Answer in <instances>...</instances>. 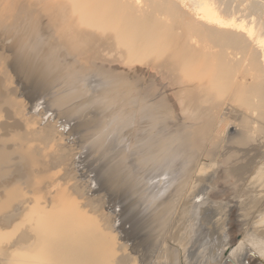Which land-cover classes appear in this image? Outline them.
<instances>
[{
  "label": "rangeland",
  "instance_id": "rangeland-1",
  "mask_svg": "<svg viewBox=\"0 0 264 264\" xmlns=\"http://www.w3.org/2000/svg\"><path fill=\"white\" fill-rule=\"evenodd\" d=\"M202 2L219 20L250 11L264 23V0ZM140 3L127 20L121 0H0V140L9 141L0 145L8 151L0 201L15 183L28 196L0 214L16 216L5 231L19 228L0 245V264L34 242L33 206L51 210L63 194L115 236L111 264H170L161 251L182 254L195 221L205 235L192 248L188 242L187 264H218L217 247L226 252L220 262L232 264L242 239L264 238L254 228L264 213V64L259 58L256 68L257 58L231 45L213 51L206 36L203 47H191L196 40L171 2ZM146 24L155 30H135ZM29 30L28 42L47 44L46 64L56 71L36 85L14 47ZM37 130L43 136L31 135ZM16 131L31 136L24 143L11 138ZM32 179L39 187L28 185ZM208 213L213 233L202 222ZM180 255L176 264H186ZM247 263L260 264L251 256Z\"/></svg>",
  "mask_w": 264,
  "mask_h": 264
},
{
  "label": "bare ground",
  "instance_id": "bare-ground-1",
  "mask_svg": "<svg viewBox=\"0 0 264 264\" xmlns=\"http://www.w3.org/2000/svg\"><path fill=\"white\" fill-rule=\"evenodd\" d=\"M121 1L130 7L128 10H126L128 14H130V18H128L127 20H131L132 18L135 19L137 17V12L140 11L138 10V8L142 7L140 0H121ZM160 1L164 4L167 2H171L168 8H175V9L177 8L180 11L181 16L185 22L184 27L187 31H189L190 38L188 40L190 41L191 38L193 37L192 38L193 40L191 42H195L194 40H196L195 44L197 43L196 45L194 43H192L193 45H191L189 44L190 43L189 42L188 44L191 47L194 46L195 48H201L199 46L202 45L203 47L204 44L202 43H204V41L206 40L209 41L210 44L208 45L209 46L211 45L210 47L213 49V51L216 50L218 47L221 48L222 45H227V47L230 49V45H231L232 47H235L236 50L240 51V53L243 54L245 58H247L246 60L254 61L257 58V62L254 61L253 63V65L256 68L257 66L258 67L262 66L259 58L261 59V62L264 64V23L262 22L258 23V20L254 18L255 14L249 15L252 14L249 13L250 11L247 13L236 12L235 14L231 15L230 20H228L229 17L228 18L226 17L227 18L226 20L225 18L223 20L222 19L219 20L218 17H216L215 14L213 13L214 6L207 3H203L202 0H160ZM62 2L64 6H67V4L70 3V0H62ZM47 8L54 9L53 6H48ZM256 8L258 9V6L256 5H254V7L252 6V9L254 11H257ZM164 10L166 11L167 8L164 7ZM253 10H251V12H254ZM83 12L85 14H88L91 13L92 10L84 9ZM260 20L261 19H259V21ZM254 25H256L255 27L259 28V31L257 32L253 31ZM135 30L144 32V31H154L155 28L151 25L146 24V25L137 26ZM31 35L32 36L34 35L33 30L27 31L23 37H16L14 47L18 51L20 57L22 56V58L24 57L26 58L24 59L26 60L27 63L26 68L27 67L28 68L27 70L24 69V71L28 75V78H30L31 81L34 82V85H36L38 83H42L45 78H48L49 76L53 75L54 69H53V64L51 63L46 64L47 61H51V56L49 55V52L48 51L43 52L42 50V48L44 50L49 49L47 44L46 43L38 44L33 40H31L29 43L28 41ZM105 35L107 34L105 33ZM205 36L208 37V39L205 38L206 40L201 41L202 38L204 39ZM190 50L192 49H189V47H187V56H191ZM200 50L202 49H199L198 51ZM222 51H225V49H223ZM237 52H235L236 55L240 54ZM213 53L214 52H212V54ZM212 54H208L207 56ZM192 57L186 60L188 64L189 63L191 64L192 60H194ZM238 57H240V55H238ZM249 76H251V74ZM11 102L12 100L11 101L7 100L5 101V104L3 103L2 104L10 105ZM39 133L40 136H43L42 133L44 132H39L37 130L36 132H33L31 135L37 136L39 135ZM5 134H7V132H5ZM29 134L17 132L13 136L11 135L10 136L11 138L13 137V139L21 138L19 140L20 141L22 140V142L26 143L25 139H29L31 136ZM13 139H11L12 140L11 142H14ZM7 141L8 140L1 139L0 145L3 144L4 142L9 143V141L8 142ZM22 142L20 144H22ZM24 145L26 147L28 144L27 145L24 144ZM19 150L21 151L20 148ZM2 151L3 152L0 151V165L3 164V160L6 159L8 154V151L6 152L5 148ZM28 153L29 152H27L26 149V154L28 155ZM29 160L33 161L31 157H29ZM33 181H34L33 179L28 181V185L39 187V184H41L40 182H38L39 183L38 184L36 183V181L34 182ZM23 191L24 190L19 183H15L13 185L6 187L5 196L0 201V214L11 209L16 202L19 203L21 198L28 197L27 195L24 196L25 194H23ZM60 200L61 201H59L60 204L58 206L56 205L58 202L57 201L54 204V208H51V210L48 211L45 210L43 207L39 206L38 204L33 206L31 210L33 212V215L35 213L36 215L38 214L36 224L33 227L34 242L28 245L27 244H24L23 246H21L22 244L20 245V247L25 248L24 249L26 251L25 253L23 252L19 253V250H21L22 248H19L17 249V251L12 252L10 254L6 253L8 255L7 257H10L8 259L10 261L7 260L8 264H13V258L16 261L21 262L22 264H37V261L40 262L39 264H111V258H114L118 254L116 253L117 251L115 250V245H117L115 236H113L111 232H106L105 228H101L98 225V222L95 219H93L94 217L90 218L91 216L89 217V215L83 213L78 206L79 204H77V202L70 195L63 194ZM172 205L174 206L175 204ZM181 206H183V204ZM172 209H176V208L172 207ZM33 215L29 216V218L31 217L29 222L33 221L32 220ZM198 215L200 216V212ZM210 215L209 213L205 214L203 216L202 222L206 226H210L213 233L214 230H217V226L212 220L214 218L211 217ZM0 217H1L0 225H2L0 226L1 227L0 245L7 241L10 242V240L11 242H13L12 238L16 235L17 230L19 228H17L16 226L14 230L11 232L5 231V229L9 228L8 224L13 218L14 220H16L15 219L16 216H12L10 218L9 216L1 215ZM21 224L22 226L27 225L25 223H21ZM21 224L20 227H22ZM202 227H203L202 225L200 226L199 224L196 225V221L194 222L190 230V234L192 235L190 241L185 240L186 242L184 243V245L182 244L183 255L181 254L179 249L162 250L161 254L164 255V257L168 258L170 264H176L177 261L176 258H178L180 254H181L180 256L186 258L187 260V258L191 254L190 253L188 254V250H187L188 248L186 246L187 244L189 245L188 242H190L191 245L189 247L192 248L193 245L199 243L202 240V237H204L205 235ZM254 228L257 234H261V232H264L263 229L264 213H261L260 215V224L255 225ZM150 245L151 244L147 246L148 249L151 248ZM154 246H156V244ZM217 251L221 252V254L220 253L216 254L214 260L216 261V263L222 264L220 262V259L222 255H224L226 252H224L225 250L220 251L219 247H217ZM185 255L188 257H186ZM218 255L221 256L218 257ZM249 256L256 258L260 262V264H264V238L257 236L256 238L253 239H248V240L242 239V241L237 245V247L233 248L229 257L228 256L227 257H228V262L232 264H249L247 263V261L249 260ZM182 257H180L181 260H183ZM25 260L29 261L30 263H26ZM187 262L189 261L187 260L186 264Z\"/></svg>",
  "mask_w": 264,
  "mask_h": 264
}]
</instances>
